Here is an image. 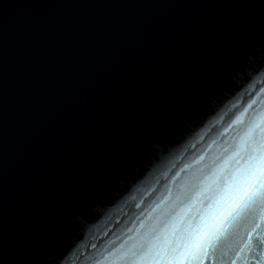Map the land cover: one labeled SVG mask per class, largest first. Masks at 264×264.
I'll list each match as a JSON object with an SVG mask.
<instances>
[{
  "label": "water",
  "instance_id": "95a60500",
  "mask_svg": "<svg viewBox=\"0 0 264 264\" xmlns=\"http://www.w3.org/2000/svg\"><path fill=\"white\" fill-rule=\"evenodd\" d=\"M241 113L264 0H0V264H96Z\"/></svg>",
  "mask_w": 264,
  "mask_h": 264
},
{
  "label": "snow or ice",
  "instance_id": "6c2138e0",
  "mask_svg": "<svg viewBox=\"0 0 264 264\" xmlns=\"http://www.w3.org/2000/svg\"><path fill=\"white\" fill-rule=\"evenodd\" d=\"M96 264H264V113L187 159Z\"/></svg>",
  "mask_w": 264,
  "mask_h": 264
},
{
  "label": "clouds",
  "instance_id": "9594fccd",
  "mask_svg": "<svg viewBox=\"0 0 264 264\" xmlns=\"http://www.w3.org/2000/svg\"><path fill=\"white\" fill-rule=\"evenodd\" d=\"M222 102H223L222 98H221L220 100H218V101H215V102L210 101V100L208 101V103H209L210 107L212 108V110L218 108ZM234 122H235V120L233 121V123H234ZM228 127H231V125H229ZM228 127H227V128H228ZM225 129H226V128H225ZM225 129H224L223 131H221V132L219 133V135H218L215 139H213V140L219 141V140H220V137L224 134ZM214 150H217V149H214ZM226 189H227V181H225V189L222 190V194H223L224 196H227V191H226ZM89 264H92V262L90 261Z\"/></svg>",
  "mask_w": 264,
  "mask_h": 264
}]
</instances>
